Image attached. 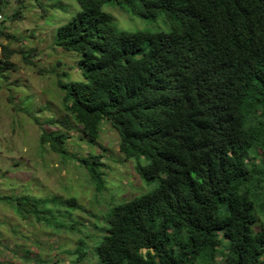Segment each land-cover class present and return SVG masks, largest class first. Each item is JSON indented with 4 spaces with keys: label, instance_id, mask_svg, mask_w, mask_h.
<instances>
[{
    "label": "trees",
    "instance_id": "obj_1",
    "mask_svg": "<svg viewBox=\"0 0 264 264\" xmlns=\"http://www.w3.org/2000/svg\"><path fill=\"white\" fill-rule=\"evenodd\" d=\"M77 1L54 45L81 55V75L59 79L66 115L44 121L59 128L39 141L64 157L71 120L92 144L109 121L140 178L158 180L111 210L100 264H264V0ZM106 5L170 30H120ZM13 53L3 46L0 79ZM102 155L71 154L99 192ZM0 204L57 227L54 215L81 208L24 193Z\"/></svg>",
    "mask_w": 264,
    "mask_h": 264
},
{
    "label": "rangeland",
    "instance_id": "obj_2",
    "mask_svg": "<svg viewBox=\"0 0 264 264\" xmlns=\"http://www.w3.org/2000/svg\"><path fill=\"white\" fill-rule=\"evenodd\" d=\"M104 9L115 16L120 30H170L163 17L146 20L118 7ZM79 10L77 0H0V52L3 46L14 51V68L0 79V194L75 197L81 206L71 211L72 219L54 215L57 227L34 217L24 220L10 205L0 204V264H100L97 247L110 228L111 210L158 186V180H142L135 162L120 153L119 134L109 121L102 122L100 139L92 144L71 120L75 128L66 130L64 157L39 141L42 128H59L44 121L66 115L59 79L71 83L81 75V55L54 45L57 30ZM15 11H21L20 18L13 17ZM89 153L103 154L107 164L101 192L77 158H71Z\"/></svg>",
    "mask_w": 264,
    "mask_h": 264
},
{
    "label": "clouds",
    "instance_id": "obj_3",
    "mask_svg": "<svg viewBox=\"0 0 264 264\" xmlns=\"http://www.w3.org/2000/svg\"><path fill=\"white\" fill-rule=\"evenodd\" d=\"M219 257V256H218ZM220 259H222L221 257H219Z\"/></svg>",
    "mask_w": 264,
    "mask_h": 264
}]
</instances>
